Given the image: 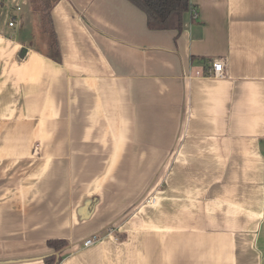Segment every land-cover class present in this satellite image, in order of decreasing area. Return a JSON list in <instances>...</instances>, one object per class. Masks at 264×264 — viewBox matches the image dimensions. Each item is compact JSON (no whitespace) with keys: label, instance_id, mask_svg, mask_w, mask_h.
Wrapping results in <instances>:
<instances>
[{"label":"crops","instance_id":"obj_1","mask_svg":"<svg viewBox=\"0 0 264 264\" xmlns=\"http://www.w3.org/2000/svg\"><path fill=\"white\" fill-rule=\"evenodd\" d=\"M190 1L0 0V264H264V0Z\"/></svg>","mask_w":264,"mask_h":264},{"label":"trees","instance_id":"obj_2","mask_svg":"<svg viewBox=\"0 0 264 264\" xmlns=\"http://www.w3.org/2000/svg\"><path fill=\"white\" fill-rule=\"evenodd\" d=\"M58 0H34L35 9L38 11L44 31L49 39V55L55 59H60V53L53 26L51 10ZM146 15L147 23L154 29H175L178 32L182 29V19L186 12L191 17L195 15V6L190 0H129ZM24 49L19 52L20 57L24 55ZM94 199L90 201L88 209L91 210ZM46 245L53 250L48 256L44 257V264H58L61 260L62 251L68 246L65 240L50 239ZM58 252V256H56Z\"/></svg>","mask_w":264,"mask_h":264},{"label":"built area","instance_id":"obj_3","mask_svg":"<svg viewBox=\"0 0 264 264\" xmlns=\"http://www.w3.org/2000/svg\"><path fill=\"white\" fill-rule=\"evenodd\" d=\"M8 24H9V26H12L13 22L10 21ZM222 73H223V60L222 59H215L211 63L210 67H208L206 69V71H205V74L216 76V77L221 76ZM145 196H144V198H145L144 200H145L146 203H154V201H155V197L154 196H150V195L146 196V197ZM98 240H99V234H92L89 237H86L82 241L81 245L83 247H88V246L92 245L93 243H95Z\"/></svg>","mask_w":264,"mask_h":264},{"label":"rangeland","instance_id":"obj_4","mask_svg":"<svg viewBox=\"0 0 264 264\" xmlns=\"http://www.w3.org/2000/svg\"><path fill=\"white\" fill-rule=\"evenodd\" d=\"M31 2H32L34 5H35V2H34V0H31ZM34 5H33V6H34ZM48 40H49V39H48Z\"/></svg>","mask_w":264,"mask_h":264},{"label":"water","instance_id":"obj_5","mask_svg":"<svg viewBox=\"0 0 264 264\" xmlns=\"http://www.w3.org/2000/svg\"><path fill=\"white\" fill-rule=\"evenodd\" d=\"M55 254H56V256H58V254H59V253H58V252H56Z\"/></svg>","mask_w":264,"mask_h":264}]
</instances>
